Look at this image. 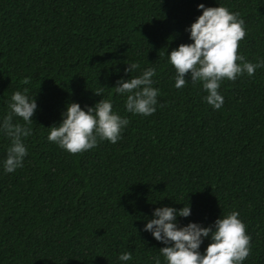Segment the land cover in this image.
I'll return each mask as SVG.
<instances>
[{
    "label": "trees",
    "instance_id": "1",
    "mask_svg": "<svg viewBox=\"0 0 264 264\" xmlns=\"http://www.w3.org/2000/svg\"><path fill=\"white\" fill-rule=\"evenodd\" d=\"M199 3L238 13V53L264 60V0H0V118L14 91L38 105L23 166L0 169V264H153L165 245L143 225L156 207L187 203L179 226L238 212L250 236L243 264H264V68L223 80L220 109L199 82L174 87L166 55L190 43ZM131 62L156 69L161 106L146 117L115 94L139 74L124 71ZM100 99L129 120L116 143L72 154L47 140L67 103ZM8 144L0 135V160ZM125 251L132 260L120 262Z\"/></svg>",
    "mask_w": 264,
    "mask_h": 264
},
{
    "label": "clouds",
    "instance_id": "2",
    "mask_svg": "<svg viewBox=\"0 0 264 264\" xmlns=\"http://www.w3.org/2000/svg\"><path fill=\"white\" fill-rule=\"evenodd\" d=\"M197 8L202 10L201 13L185 28L190 43H181L166 56L175 70L174 87L199 82L206 93L202 99L214 110L220 109L224 103L218 91L222 81H235L244 74L251 77L256 69L264 68V60L257 59L253 63L238 53L239 42L246 35L244 20L238 13L219 3L218 6L199 3ZM137 70H140L138 75L119 79L114 90L116 95L125 97L126 112L146 117L161 106L157 100L159 89L153 86L155 81L152 79L156 69H140L139 62L127 63L124 69L129 73ZM23 83H29L27 77ZM95 93L101 95L99 91ZM37 107L35 97L28 95L27 88L14 91L7 101V114L0 118V135L9 140L5 157L0 160L3 172L12 173L23 166L27 155L24 139L32 134L30 125ZM14 117L21 118L23 123L13 122ZM61 117L58 124L47 127L46 138L72 154L92 149L100 141L116 143L129 123L126 116L113 111L110 99H100L83 108L78 102L67 103ZM190 214L188 203L178 209L161 206L153 210L152 218L143 225V230L165 245L159 248L158 256L151 258L153 264H162L160 257H163V264H243L250 253V236L238 218V212L221 215L209 226L193 221L179 226L177 217ZM205 238L209 243L201 252ZM117 259L128 262L132 255L125 251Z\"/></svg>",
    "mask_w": 264,
    "mask_h": 264
}]
</instances>
